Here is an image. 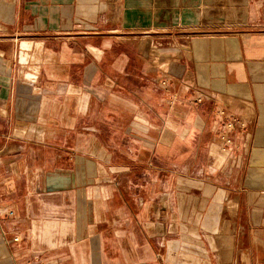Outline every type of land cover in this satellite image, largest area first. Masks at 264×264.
I'll list each match as a JSON object with an SVG mask.
<instances>
[{"label":"crops","instance_id":"1","mask_svg":"<svg viewBox=\"0 0 264 264\" xmlns=\"http://www.w3.org/2000/svg\"><path fill=\"white\" fill-rule=\"evenodd\" d=\"M0 264H264V0H0Z\"/></svg>","mask_w":264,"mask_h":264},{"label":"rangeland","instance_id":"2","mask_svg":"<svg viewBox=\"0 0 264 264\" xmlns=\"http://www.w3.org/2000/svg\"><path fill=\"white\" fill-rule=\"evenodd\" d=\"M205 1V0H204ZM180 3V2H179ZM178 3V4H179ZM185 2H183L184 4ZM190 3V1H189ZM180 5V4H179ZM206 5V4H205ZM138 8H140L141 10L144 9L143 4L138 5ZM204 7V6H203ZM203 7L200 6V9L203 10ZM137 8V9H138ZM191 8H188L186 10H183L184 15H186L184 18V23L188 24L189 22L192 23V21L195 20V17L193 16V18L190 19V17H188V14H191ZM152 12V10H151ZM205 20V19H202ZM205 26V25H204ZM185 33V32H184ZM137 37H141L144 36V34H137L135 33ZM141 44L144 46V42H146L145 39H141L139 38V40ZM150 49V47H149ZM151 51L153 52L152 55H154L155 57V53L154 52H158L156 49H151ZM153 57V58H154ZM156 58V57H155ZM134 96L130 97V100L132 102H135L136 105H140L145 103L147 104L145 111L142 110L143 113L146 112V114L150 117L152 123H154V125H158V122L160 120V117L162 118V115L166 116V120H168V122H170L172 125H177L178 129V134L185 128L191 127L192 124L195 121V117L197 116L196 112L195 113H191L190 108L194 107L193 104H198L199 99H197V102H195L194 100L192 101V99H178L177 101H174V99L171 96H167L166 98V111L165 113L161 112L159 113V104H160V98L158 97V95H153V92L150 93H146V92H134ZM172 104V105H171ZM175 104V105H173ZM193 105V106H192ZM140 119H142V117H140ZM200 121V120H199ZM198 121V122H199ZM139 123V122H137ZM137 128L141 129L140 126H136ZM193 129H194V133H193ZM192 129V134H190L191 136H197V130H195V128ZM153 132V131H152ZM151 132V134H152ZM154 132H157L154 130ZM187 133V131H183V136H185ZM19 135H24L23 133H19ZM154 135V133H153ZM170 137H168V140H170ZM207 140H208V136L207 134H203L202 136V141L201 143L198 145L196 143H188L187 141L182 145V144H177V145H172L170 147H167L165 149V151H163L164 153H166V155L168 156V158H171L170 160L168 159L165 163V165L167 166V168H172V166L177 165L178 167L180 165H182V168H185L187 166H190L191 164H194V166H199V168H204L207 167V164L209 163V161H211V159L214 157L213 155H211V151L209 145L207 144ZM227 141V140H226ZM213 148L215 147V150H220L219 146L214 145L212 146ZM221 147V146H220ZM118 148V146H114L113 149ZM131 148H132V144H130V152H131ZM223 148V147H222ZM226 149V147L224 148ZM175 155H177V157L175 158ZM103 159H104V163L105 164H110L111 162V154L110 153H104L103 154ZM156 167H158V165H156ZM2 214L5 217H10L13 218L15 216V210L13 209H9L6 210L4 209ZM224 233H222L223 235ZM228 241H226L227 243Z\"/></svg>","mask_w":264,"mask_h":264},{"label":"built area","instance_id":"3","mask_svg":"<svg viewBox=\"0 0 264 264\" xmlns=\"http://www.w3.org/2000/svg\"><path fill=\"white\" fill-rule=\"evenodd\" d=\"M198 99H199V102H201L203 100V97H199ZM224 139H225V137H224ZM226 142L229 143V140H227Z\"/></svg>","mask_w":264,"mask_h":264}]
</instances>
